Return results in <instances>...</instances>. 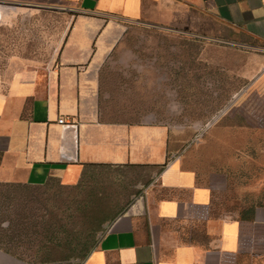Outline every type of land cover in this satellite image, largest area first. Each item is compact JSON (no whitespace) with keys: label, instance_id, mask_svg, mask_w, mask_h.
I'll return each instance as SVG.
<instances>
[{"label":"crops","instance_id":"0c3cea01","mask_svg":"<svg viewBox=\"0 0 264 264\" xmlns=\"http://www.w3.org/2000/svg\"><path fill=\"white\" fill-rule=\"evenodd\" d=\"M13 1L66 5L77 15L44 72L0 75V182L72 185L89 163L164 166L81 264H264V205L239 219L215 216L221 175L204 178L171 154L166 125L104 120L90 96L114 20L201 16L264 45V0H0V9Z\"/></svg>","mask_w":264,"mask_h":264},{"label":"rangeland","instance_id":"374dc122","mask_svg":"<svg viewBox=\"0 0 264 264\" xmlns=\"http://www.w3.org/2000/svg\"><path fill=\"white\" fill-rule=\"evenodd\" d=\"M25 3L13 1L0 9V75L16 67L44 72L77 15L66 5ZM192 19L114 20L90 96L104 120L166 125L171 154L204 178L211 172L222 176L215 181L221 187L214 192L213 214L239 219L264 205V45L221 22ZM159 173L144 166L104 171L112 180L113 207L93 233L97 243L115 217L147 195ZM37 190L42 198L70 194L58 181ZM7 191L0 187V200ZM59 217L73 239L87 227L88 219L80 215ZM48 235L41 227L19 231L0 220V264L84 261L83 244L74 240L66 249L68 259L59 257V248L52 252L57 260L45 262Z\"/></svg>","mask_w":264,"mask_h":264},{"label":"trees","instance_id":"16d2710c","mask_svg":"<svg viewBox=\"0 0 264 264\" xmlns=\"http://www.w3.org/2000/svg\"><path fill=\"white\" fill-rule=\"evenodd\" d=\"M127 166L144 165L89 163L84 166L79 181L72 185L61 184L56 178H51L43 184L0 182V187L8 189L5 194H2L3 199L0 200V220L13 227L17 226L19 231L41 227L50 234L48 250L43 257L45 262L56 261L57 257L52 252H56L59 248H62L59 257L62 260L68 259L65 255L66 249H71L74 240L77 241L76 246L83 244L85 252L82 257L86 258L97 243L93 233L98 230L101 220L105 219L108 211L113 207L112 180L104 176V171L111 169L121 171ZM144 167H156L160 169V172L164 168V166L147 165ZM52 181H58L61 189L70 190V194L64 197L62 193L55 192L52 195L46 194L45 197H40L37 189L47 186ZM254 211L255 207L249 209L251 214ZM66 214L69 217L80 215L88 219L87 227H83L74 239L70 237V232L66 229L67 223H63L62 217H59ZM59 232L66 235L62 241H59Z\"/></svg>","mask_w":264,"mask_h":264},{"label":"built area","instance_id":"2783aa9c","mask_svg":"<svg viewBox=\"0 0 264 264\" xmlns=\"http://www.w3.org/2000/svg\"><path fill=\"white\" fill-rule=\"evenodd\" d=\"M64 121H65V120H64L63 118H60V119H59V122H60V123H65Z\"/></svg>","mask_w":264,"mask_h":264}]
</instances>
